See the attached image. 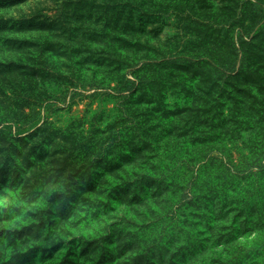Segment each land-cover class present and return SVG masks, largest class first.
Masks as SVG:
<instances>
[{"label": "clouds", "instance_id": "1", "mask_svg": "<svg viewBox=\"0 0 264 264\" xmlns=\"http://www.w3.org/2000/svg\"><path fill=\"white\" fill-rule=\"evenodd\" d=\"M56 245L43 264H264V0L0 8V264Z\"/></svg>", "mask_w": 264, "mask_h": 264}, {"label": "rangeland", "instance_id": "2", "mask_svg": "<svg viewBox=\"0 0 264 264\" xmlns=\"http://www.w3.org/2000/svg\"><path fill=\"white\" fill-rule=\"evenodd\" d=\"M18 2H19V0H0V8H4V7L15 5ZM81 6L82 5H80V4L77 5L78 8L81 7ZM27 43H28L27 41L23 42V44H27ZM12 44H13V46H15V42H12ZM23 44L21 46H23ZM85 62H88V61H85ZM94 62L97 63V64L104 63V61H102V60H97V61H94ZM118 166L119 165H116L115 167H118ZM108 170L111 171L112 169L110 168ZM97 179H99V177H97ZM91 187L94 190L95 185H92ZM126 191H127L126 189H124V190H114L113 198H115V199L122 198L121 193L122 192H126ZM71 199L75 200L76 197H71ZM69 214H70L69 209L66 207L64 212H63V215L65 217H67ZM96 215H99V213H97ZM53 224H54V222H53ZM33 228L38 229V231L36 233V238L39 239L40 235H42V232H43V230L45 228V222L41 221V223L39 225H32V226L28 227L27 229H25L24 232H27L29 235H31ZM19 235L22 236L23 232H21ZM72 243H75V241H73ZM93 243H95V242H93ZM59 247H60L59 245H56V246H53L51 249L36 248V249L30 250L29 253L24 254V256L20 259V264H34L35 258H36V256L38 254H39V257H40V260H41V264H43L44 261L54 258L56 252L59 250ZM89 247H91V245H89ZM85 252H87V249H85ZM83 254L84 253H82V255ZM69 255H72V253L70 252ZM62 264H68L67 257H65V261H63ZM101 264H103V258H102Z\"/></svg>", "mask_w": 264, "mask_h": 264}]
</instances>
